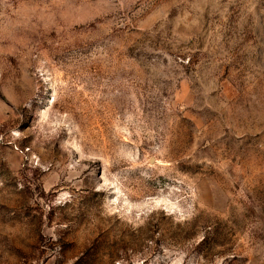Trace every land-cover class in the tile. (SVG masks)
I'll return each instance as SVG.
<instances>
[{"label":"rangeland","instance_id":"1","mask_svg":"<svg viewBox=\"0 0 264 264\" xmlns=\"http://www.w3.org/2000/svg\"><path fill=\"white\" fill-rule=\"evenodd\" d=\"M0 264H264V0H0Z\"/></svg>","mask_w":264,"mask_h":264}]
</instances>
